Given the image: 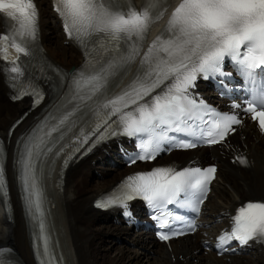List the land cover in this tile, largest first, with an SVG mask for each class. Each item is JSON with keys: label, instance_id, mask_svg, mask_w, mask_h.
Here are the masks:
<instances>
[{"label": "snow or ice", "instance_id": "obj_1", "mask_svg": "<svg viewBox=\"0 0 264 264\" xmlns=\"http://www.w3.org/2000/svg\"><path fill=\"white\" fill-rule=\"evenodd\" d=\"M162 10L153 13L148 6L125 11L119 0H57L56 11L64 19L67 34L84 47L86 63L79 71L74 70L66 84L61 83L53 110L21 142L16 157L23 199L41 233L46 224L40 202V176L46 164L68 149L71 151L65 164L92 137L94 144L118 134H145L147 143L140 145L144 154L132 162L154 160L163 140L175 139L178 133L195 135L191 130L200 127L198 121L210 124L214 130L206 133L208 144L223 142L230 132L234 134V125L241 123L236 115L215 114L211 121L205 120L207 112L201 115V104L188 90L197 74L207 79L210 74L220 73L226 57L245 75H252L255 69H261L264 75V0H180L169 14L164 32L144 48L142 42L154 22L153 15L159 16ZM0 14L13 22L18 35L26 36L29 42L35 40L34 0H0ZM9 39L7 33L0 35V56L5 60L9 59ZM11 47L17 54L27 55L20 43L13 42ZM18 59L17 55L10 61L12 73L21 71ZM137 60L139 67L131 81L120 88ZM23 95H34L37 105L43 99L36 88L31 92L22 89L14 98ZM245 112L251 113L264 131V89L247 104ZM177 146L192 148L196 144L181 142ZM216 171L214 166L180 171L158 167L128 177V190L123 196L97 206L125 205L139 197L155 209L162 204L181 203L183 196L184 205L198 213ZM7 194L4 165L0 163V196ZM188 227L195 228L194 224ZM256 237H264V202H249L241 208L232 231L219 240L235 239L246 244ZM160 238L168 240L170 236L160 233ZM43 240L47 253L48 237L43 236ZM0 264L4 262L0 260Z\"/></svg>", "mask_w": 264, "mask_h": 264}, {"label": "bare ground", "instance_id": "obj_2", "mask_svg": "<svg viewBox=\"0 0 264 264\" xmlns=\"http://www.w3.org/2000/svg\"><path fill=\"white\" fill-rule=\"evenodd\" d=\"M39 1L44 12L42 38L48 61L62 71L81 66L80 50L67 42L59 25L53 20L48 1ZM138 61L133 63V68ZM11 95L12 90L5 85L0 74V138L10 149L7 177L11 187V202L14 205L13 221L8 220L0 207V246L14 250L13 264H38L35 256L37 247L33 244L38 225L35 219L30 218L16 180V157L20 147L15 150V142L21 132L27 130L29 136L38 128L56 100L44 112L37 115L38 109L30 114L17 128L14 137L8 140L7 132L13 121L30 108V102H13ZM234 140L240 147L243 145V148L246 146L247 149L253 150L262 165L251 171H243L240 177L237 170L220 154L219 148L206 149L208 156H218L222 160L215 195L219 198H214L212 206L215 211L253 195L264 197V135L251 124H247L241 133L235 135ZM114 150L115 143L111 142L72 166L67 171L66 183L60 191L56 186L59 165L51 174L45 169L41 175L40 202L45 216V231L51 240L52 252L59 260L58 264H194L193 257L199 260L197 264H264V256L258 248H255L250 256L243 255L231 262L214 260L209 255H201L197 240L184 244L174 255H169L147 234L131 233L128 227L121 224L118 212L103 213L94 209L92 203L95 197L110 189L123 175L136 168L124 166L115 158ZM195 152L198 153L188 151L181 154L192 160L200 154L194 156ZM225 168L228 171H224ZM207 231L209 232L208 229ZM111 235L121 244L113 251L106 247L107 238Z\"/></svg>", "mask_w": 264, "mask_h": 264}, {"label": "rangeland", "instance_id": "obj_3", "mask_svg": "<svg viewBox=\"0 0 264 264\" xmlns=\"http://www.w3.org/2000/svg\"><path fill=\"white\" fill-rule=\"evenodd\" d=\"M120 245H121L120 242H118V241L116 240V238L113 237L112 235H111L110 237L107 238L106 247H107L109 250L111 249V251H113V249L115 250V248H116L117 246H120Z\"/></svg>", "mask_w": 264, "mask_h": 264}]
</instances>
